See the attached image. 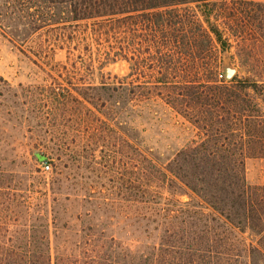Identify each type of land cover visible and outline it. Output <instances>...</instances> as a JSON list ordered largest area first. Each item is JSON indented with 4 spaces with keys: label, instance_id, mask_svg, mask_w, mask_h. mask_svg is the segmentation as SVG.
<instances>
[{
    "label": "trees",
    "instance_id": "16d2710c",
    "mask_svg": "<svg viewBox=\"0 0 264 264\" xmlns=\"http://www.w3.org/2000/svg\"><path fill=\"white\" fill-rule=\"evenodd\" d=\"M230 2L3 1V8L28 19L32 31L57 30L55 44L66 48L69 58L96 52L103 60L100 67L126 59L131 66L126 79L132 75L134 45L140 44L138 53L145 57L139 63L153 69L142 92L163 99L197 130V137L164 164L133 145L137 161L124 199L135 208L121 217L142 226L144 238L133 232L128 242L116 234L109 220L113 215L91 216L79 228L76 250L53 251L51 227L59 226L58 218L51 217L52 208H41L38 224L23 223L19 230L11 228L7 215L0 216V264H264V183H249L245 165L250 157L264 158V78L235 74L226 80L222 71L224 54L234 44L240 50L247 39L264 37V0ZM83 37L96 43V50L76 53L75 41ZM132 85L123 80L113 89L121 95ZM88 86L79 91L81 97L68 88L62 97L94 104ZM101 88L109 89L105 83ZM109 100L102 105L112 108ZM183 193L189 198L182 200ZM3 203L11 212L20 206ZM29 227L35 233L29 234Z\"/></svg>",
    "mask_w": 264,
    "mask_h": 264
},
{
    "label": "rangeland",
    "instance_id": "374dc122",
    "mask_svg": "<svg viewBox=\"0 0 264 264\" xmlns=\"http://www.w3.org/2000/svg\"><path fill=\"white\" fill-rule=\"evenodd\" d=\"M3 1L0 216L7 215L11 228L19 230L23 223L38 224L41 208H52L51 217L55 215L59 223L57 228L51 227L53 251L76 250L79 228L91 216L97 220L113 215L109 220L117 227L116 234L128 242H132L129 237L133 232L144 238L142 226L121 217L135 208L133 201L124 199L133 184L131 173L137 161L133 145L164 164L197 137V130L163 99L142 92L147 88L141 85L153 69L139 63V58L145 57L138 53L140 44L134 45L132 75L126 79L131 70L126 59L110 60L100 67L103 60L96 52L69 58L66 48L55 44L57 30L45 27L32 31L28 19L3 8ZM227 5H231L230 0ZM75 42L76 53L81 48H97L90 38ZM245 46L239 50L234 44L224 56L230 57L239 77L264 78V37L247 39ZM123 80L133 85L130 92L122 90L120 95L113 87ZM102 83L109 89L103 90ZM86 85L94 104L65 102L62 93L66 88L81 97L79 91ZM106 98L112 108L102 105ZM36 152L47 156L49 169H43ZM139 159L145 164L144 156ZM245 165L248 182L263 184L264 158L250 157ZM180 198L189 196L183 193ZM8 200L20 204L16 212L5 208L3 202ZM88 210L90 216L86 215ZM65 221L70 223L69 229L61 226ZM28 233H35L34 229L29 227Z\"/></svg>",
    "mask_w": 264,
    "mask_h": 264
},
{
    "label": "water",
    "instance_id": "95a60500",
    "mask_svg": "<svg viewBox=\"0 0 264 264\" xmlns=\"http://www.w3.org/2000/svg\"><path fill=\"white\" fill-rule=\"evenodd\" d=\"M222 71H223V77L226 80L231 79L237 72V68L232 64V61L228 56L223 57ZM36 156L40 161H45L47 158L45 154H41L40 152H36Z\"/></svg>",
    "mask_w": 264,
    "mask_h": 264
},
{
    "label": "built area",
    "instance_id": "2783aa9c",
    "mask_svg": "<svg viewBox=\"0 0 264 264\" xmlns=\"http://www.w3.org/2000/svg\"><path fill=\"white\" fill-rule=\"evenodd\" d=\"M42 167L43 169H49L51 167V164L45 160L42 161Z\"/></svg>",
    "mask_w": 264,
    "mask_h": 264
}]
</instances>
